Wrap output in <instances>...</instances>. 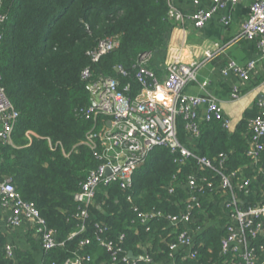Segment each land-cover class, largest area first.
Masks as SVG:
<instances>
[{
	"label": "trees",
	"instance_id": "1",
	"mask_svg": "<svg viewBox=\"0 0 264 264\" xmlns=\"http://www.w3.org/2000/svg\"><path fill=\"white\" fill-rule=\"evenodd\" d=\"M0 14L4 16L0 85L19 112L12 143L0 141V178L9 177L21 198L34 203L61 244L43 249L40 264H63L72 257L81 258L82 264H127L123 256L129 264L234 261L231 254H221L227 220L217 193L202 197L200 208L193 213L190 225L200 226L193 237V257L178 256L174 261L168 257L167 244L175 239V228L165 217L146 224L140 221V212L159 209L173 214L185 208L183 190L169 195L166 185L173 175L184 178L193 166L176 164L167 149L150 152L147 162L134 173L130 188L121 189L116 181L101 186L86 206L87 218L79 217L85 206L74 200L98 164L81 140L93 126L100 128L97 123L103 118L81 112L90 105L81 71L88 67L95 79L114 78L121 89L130 83L131 93H137L133 66L141 57L165 50L178 24L169 17L168 0H0ZM106 36L116 38L117 48L92 62L87 52ZM255 110L235 130L224 129L219 120L202 121L198 137L189 135L182 115L176 118L180 141L208 157L226 153L228 170L241 168L244 176L257 177L247 197L252 202L262 198L258 168L264 166V151L256 163L246 154L251 137L248 122L259 112L257 105ZM27 131L33 132L30 139ZM81 225L83 231L78 232ZM98 238L118 244L121 252L115 260ZM84 240L88 243L81 244ZM6 245L0 231V264H35L22 251L6 256Z\"/></svg>",
	"mask_w": 264,
	"mask_h": 264
},
{
	"label": "built area",
	"instance_id": "2",
	"mask_svg": "<svg viewBox=\"0 0 264 264\" xmlns=\"http://www.w3.org/2000/svg\"><path fill=\"white\" fill-rule=\"evenodd\" d=\"M237 3L240 0H229ZM198 4L199 0H192ZM213 6L209 10L198 8L191 14H185L174 7L168 0L169 17L176 23L191 21L195 29H200L211 19L215 10L223 5V0H212ZM249 13L241 24L239 38L256 42L259 52L257 60H249L243 68H238L230 61L222 73L226 75L228 69L237 73L240 82L250 78V72L261 61L264 70V0H253L249 5ZM4 16L0 14V23ZM225 24L228 23L223 19ZM1 41V36H0ZM116 38L106 36L87 54L92 62L117 48ZM214 51H207L206 57L211 58ZM146 56L141 57L134 66L133 79L139 84V91L131 93L132 86L126 83L121 89L119 82L110 77L95 79L88 67L81 71V79L86 82L90 105L81 110L86 116L103 117L89 129L81 143L86 145L98 164L89 171L74 200L82 208L79 217H88V206L98 189L112 182H118L121 189H128L133 182L134 173L146 162L150 152L157 148L167 149L173 155V161L178 165L191 163L192 171L184 178L173 175L166 185L167 193L174 195L177 189L183 190L185 208L173 214H166L162 210L154 209L140 212L138 217L144 224L151 220L165 217L168 224L175 228V239L168 242V257L174 261L178 256L182 259L193 257L194 235L200 226L192 227L194 211L201 206L202 197H210L213 193L222 198L221 208L226 223L221 238V254H231L235 260L230 264H259L258 259L264 253V166L258 168L261 176V199L249 201L247 199L253 191L257 177L244 176L241 168L228 170L226 153H218L208 157L197 153L187 143L179 140L177 135L176 118L182 115L186 120L185 129L191 137L200 135V122L219 120L224 129L231 130V121L224 115L219 99L209 92L206 82L200 86L204 93L193 95L185 93L186 85L196 80L198 68L203 61L185 63L180 55H174L166 64L163 76L149 68ZM123 75H127L121 67H117ZM231 101L241 98L239 84L232 86ZM259 112L249 120L250 141L246 154L256 163L264 151V97L257 102ZM19 117L11 101L0 85V141L12 143V134ZM97 126V125H96ZM33 132L27 131L30 139ZM65 155L68 153L64 152ZM0 199L9 205L11 215L9 223L18 226L25 219L30 221L40 235L41 246L49 250L59 245L55 239V232L49 228L33 202L25 201L15 190L9 177L0 178ZM130 200V197H128ZM83 231V225L78 232ZM102 228H99V232ZM99 243L115 260L121 248L112 240L98 238ZM260 240L261 242H258ZM88 240L81 241V244ZM61 245V244H60ZM6 256L13 257L14 249L6 245ZM146 261L151 259L144 258ZM122 260L129 264L126 256ZM63 264H82L79 257L68 258Z\"/></svg>",
	"mask_w": 264,
	"mask_h": 264
},
{
	"label": "crops",
	"instance_id": "3",
	"mask_svg": "<svg viewBox=\"0 0 264 264\" xmlns=\"http://www.w3.org/2000/svg\"><path fill=\"white\" fill-rule=\"evenodd\" d=\"M169 1L185 14H191L198 8L209 10L213 6L212 0H199L197 5L192 0ZM252 1L232 3L223 0V5L215 10L211 19L200 29H195L188 20L178 23L167 38V48L147 58V65H151L158 76L164 75L167 62L175 54H179L180 60L185 63L203 61L198 68L196 80L188 83L184 91L193 95L203 94L200 85L206 82L207 90L219 99L224 115L230 119L231 130L252 117L257 102L264 97V70L261 61L257 62L246 82H240L232 69H228L226 75L222 73L230 61L235 62L238 68H243L249 60H257L259 57L255 41L238 37ZM223 19L228 23L225 24ZM207 51H214L215 55L208 58ZM237 84L241 98L231 101L232 86ZM10 215V206L3 204L0 199V231L5 236L6 244L15 251L29 255L35 264H40L43 249L34 225L24 219L20 225L12 226L9 223ZM258 263L264 264V253L259 256Z\"/></svg>",
	"mask_w": 264,
	"mask_h": 264
},
{
	"label": "water",
	"instance_id": "4",
	"mask_svg": "<svg viewBox=\"0 0 264 264\" xmlns=\"http://www.w3.org/2000/svg\"><path fill=\"white\" fill-rule=\"evenodd\" d=\"M128 256L133 258V256H132V254H131V253H129V254H128Z\"/></svg>",
	"mask_w": 264,
	"mask_h": 264
},
{
	"label": "rangeland",
	"instance_id": "5",
	"mask_svg": "<svg viewBox=\"0 0 264 264\" xmlns=\"http://www.w3.org/2000/svg\"><path fill=\"white\" fill-rule=\"evenodd\" d=\"M152 67V66H151Z\"/></svg>",
	"mask_w": 264,
	"mask_h": 264
}]
</instances>
